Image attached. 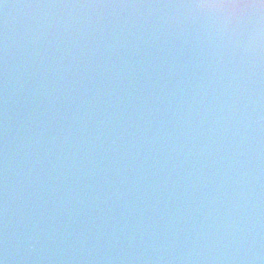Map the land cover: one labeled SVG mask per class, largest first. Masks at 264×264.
<instances>
[{"label": "water", "instance_id": "1", "mask_svg": "<svg viewBox=\"0 0 264 264\" xmlns=\"http://www.w3.org/2000/svg\"><path fill=\"white\" fill-rule=\"evenodd\" d=\"M0 264H264V0H0Z\"/></svg>", "mask_w": 264, "mask_h": 264}]
</instances>
